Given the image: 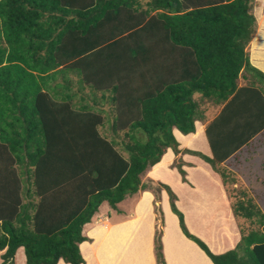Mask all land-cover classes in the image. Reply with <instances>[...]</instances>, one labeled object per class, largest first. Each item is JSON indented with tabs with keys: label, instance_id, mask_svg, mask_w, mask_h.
Wrapping results in <instances>:
<instances>
[{
	"label": "trees",
	"instance_id": "trees-1",
	"mask_svg": "<svg viewBox=\"0 0 264 264\" xmlns=\"http://www.w3.org/2000/svg\"><path fill=\"white\" fill-rule=\"evenodd\" d=\"M142 1L0 0V264L21 246L27 264H84L83 228L102 203L117 209L148 188L167 190L183 233L214 264H264V209L253 195L235 201L226 188L240 240L214 253L188 229L171 187L143 180L170 147L183 180L187 152L225 186L218 165L264 131V71L248 49L255 0ZM210 109L212 155L181 149L173 128L195 132ZM239 218L263 227L245 233ZM161 235L156 259L166 264Z\"/></svg>",
	"mask_w": 264,
	"mask_h": 264
},
{
	"label": "crops",
	"instance_id": "crops-1",
	"mask_svg": "<svg viewBox=\"0 0 264 264\" xmlns=\"http://www.w3.org/2000/svg\"><path fill=\"white\" fill-rule=\"evenodd\" d=\"M253 13L256 16L257 30L248 46L249 57L254 66L264 71V0H255ZM99 95L102 103L110 107L109 99H105L101 93ZM198 95L196 93L195 97ZM93 98L95 97L89 100ZM215 114V109H210L208 119L196 121L195 132L189 134L174 127L173 133L180 143L179 147L212 155L206 128ZM109 129L110 124H107L104 131ZM176 157L169 147L160 161L143 176V180L171 187L177 195L176 204L184 213L188 229L203 239L214 253L234 248L240 240V229L232 209L231 197L220 174L201 157L184 152L182 159L185 162V181L174 166ZM232 157L223 164L227 165ZM159 192L160 200L155 199L153 189L139 190L132 201L133 208L126 211L128 213L120 206L128 195L117 204V209L107 201L103 202L92 221L83 228L88 239L80 243V249L86 264H156L154 234L158 224H161L157 222L158 218L162 217L164 222L161 225V240L166 264H214L205 251L183 233L178 216L168 203L167 190L162 188ZM155 201L163 209L162 215L155 211ZM23 250V246L17 249L12 264H15L16 255L22 254L24 257ZM2 252L0 251V262ZM24 259L26 262V255ZM58 264H65V261L60 259Z\"/></svg>",
	"mask_w": 264,
	"mask_h": 264
},
{
	"label": "rangeland",
	"instance_id": "rangeland-1",
	"mask_svg": "<svg viewBox=\"0 0 264 264\" xmlns=\"http://www.w3.org/2000/svg\"><path fill=\"white\" fill-rule=\"evenodd\" d=\"M148 1L147 0L142 1L144 8L147 7ZM256 30H257V26H256ZM256 30L253 33L252 39L256 33ZM244 83H245L244 80L242 79L239 80V85H243ZM246 83H248V81ZM90 98L91 97H88V99ZM218 167L223 175V179L225 181V187L228 189L229 193L232 196H234L235 201L239 198L244 197L242 195L245 192L247 194L253 195L255 199L258 201V203L264 209V131H262L259 135H257V137H255L242 150V152L238 154V156L235 159L229 160V163H227V165H222L221 163L220 165H218ZM145 181H149V180L145 179ZM150 185L152 186L153 184ZM158 186L159 185H156V187L154 186V189H157ZM136 195L137 192L133 194H128L127 199L120 203V206L125 213H128L126 211L133 208L132 201L136 198ZM160 197H161L160 192L155 193V199L158 198L160 200L161 199ZM168 203H170L171 205L170 199L168 200ZM159 208L160 207L156 205V201H155V211L158 214H160L161 212L163 214L164 212L163 209H161L160 213L158 212ZM239 220H240V225L244 229L245 233H248L252 229L263 227L262 225H260V223H257L252 220L250 221L243 218H239ZM157 222H161V224H158L159 226L156 227L161 230L162 229L161 225L163 224L164 220L162 218L161 219L158 218ZM155 238H156V232L154 234V250H155ZM24 252L25 251L23 250V254L25 257ZM24 257L22 254L16 255L15 264H27L25 262ZM85 261L86 260H84V264H86ZM65 264H69V263L65 262Z\"/></svg>",
	"mask_w": 264,
	"mask_h": 264
}]
</instances>
